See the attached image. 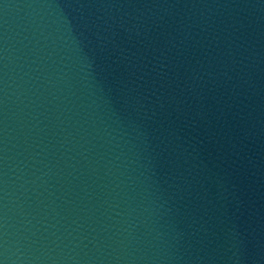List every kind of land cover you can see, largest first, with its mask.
Returning <instances> with one entry per match:
<instances>
[{
	"label": "water",
	"instance_id": "water-1",
	"mask_svg": "<svg viewBox=\"0 0 264 264\" xmlns=\"http://www.w3.org/2000/svg\"><path fill=\"white\" fill-rule=\"evenodd\" d=\"M0 264H264V0H0Z\"/></svg>",
	"mask_w": 264,
	"mask_h": 264
}]
</instances>
